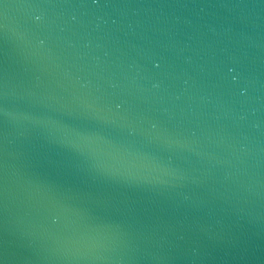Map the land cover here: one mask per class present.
I'll return each instance as SVG.
<instances>
[{"label":"water","instance_id":"water-1","mask_svg":"<svg viewBox=\"0 0 264 264\" xmlns=\"http://www.w3.org/2000/svg\"><path fill=\"white\" fill-rule=\"evenodd\" d=\"M0 264H264V0H0Z\"/></svg>","mask_w":264,"mask_h":264},{"label":"snow or ice","instance_id":"snow-or-ice-1","mask_svg":"<svg viewBox=\"0 0 264 264\" xmlns=\"http://www.w3.org/2000/svg\"><path fill=\"white\" fill-rule=\"evenodd\" d=\"M37 19H39V17H37Z\"/></svg>","mask_w":264,"mask_h":264}]
</instances>
